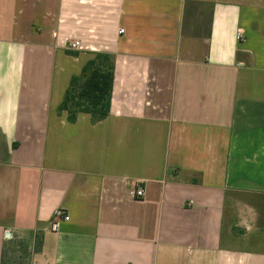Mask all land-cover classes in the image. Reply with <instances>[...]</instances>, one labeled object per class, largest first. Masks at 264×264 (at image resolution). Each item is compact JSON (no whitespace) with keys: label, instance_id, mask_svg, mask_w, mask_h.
<instances>
[{"label":"crops","instance_id":"0c3cea01","mask_svg":"<svg viewBox=\"0 0 264 264\" xmlns=\"http://www.w3.org/2000/svg\"><path fill=\"white\" fill-rule=\"evenodd\" d=\"M97 53L111 113L70 123ZM20 240L28 264H264V0H0V264Z\"/></svg>","mask_w":264,"mask_h":264},{"label":"trees","instance_id":"16d2710c","mask_svg":"<svg viewBox=\"0 0 264 264\" xmlns=\"http://www.w3.org/2000/svg\"><path fill=\"white\" fill-rule=\"evenodd\" d=\"M114 72L115 64L111 54H95V57L83 66L80 75L71 78L59 111L67 113L70 123H76L80 114L90 115L94 124L105 120L111 113ZM40 248L41 240L37 236L35 251Z\"/></svg>","mask_w":264,"mask_h":264},{"label":"built area","instance_id":"2783aa9c","mask_svg":"<svg viewBox=\"0 0 264 264\" xmlns=\"http://www.w3.org/2000/svg\"><path fill=\"white\" fill-rule=\"evenodd\" d=\"M124 30H120L119 34H123ZM80 42L76 41L69 45V50H79L81 48ZM130 196L134 199H143L145 197V189L141 186H136L131 190ZM70 220V215L65 209H58L55 211L52 221V231H58L60 225Z\"/></svg>","mask_w":264,"mask_h":264},{"label":"rangeland","instance_id":"374dc122","mask_svg":"<svg viewBox=\"0 0 264 264\" xmlns=\"http://www.w3.org/2000/svg\"><path fill=\"white\" fill-rule=\"evenodd\" d=\"M31 246L24 240L9 245L7 247V254H5V264H28Z\"/></svg>","mask_w":264,"mask_h":264}]
</instances>
